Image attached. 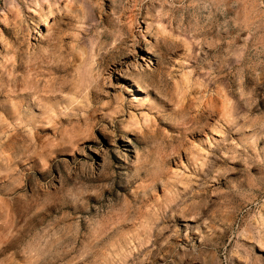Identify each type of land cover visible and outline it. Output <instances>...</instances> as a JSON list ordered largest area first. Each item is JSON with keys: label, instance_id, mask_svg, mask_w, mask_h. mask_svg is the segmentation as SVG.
<instances>
[{"label": "rangeland", "instance_id": "rangeland-1", "mask_svg": "<svg viewBox=\"0 0 264 264\" xmlns=\"http://www.w3.org/2000/svg\"><path fill=\"white\" fill-rule=\"evenodd\" d=\"M0 264H264V0H0Z\"/></svg>", "mask_w": 264, "mask_h": 264}]
</instances>
